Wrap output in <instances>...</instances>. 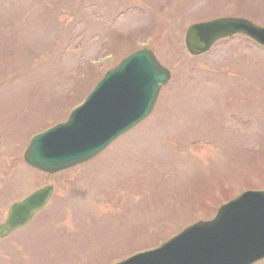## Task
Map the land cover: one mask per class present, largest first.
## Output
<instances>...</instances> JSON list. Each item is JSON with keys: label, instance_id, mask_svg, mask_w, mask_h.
Instances as JSON below:
<instances>
[{"label": "rangeland", "instance_id": "obj_1", "mask_svg": "<svg viewBox=\"0 0 264 264\" xmlns=\"http://www.w3.org/2000/svg\"><path fill=\"white\" fill-rule=\"evenodd\" d=\"M241 14L264 26V0H0V220L27 184L55 185L52 214L0 240V264H110L264 190V48L235 36L191 56L183 43L190 23ZM142 46L170 73L150 115L84 165L25 166L28 136Z\"/></svg>", "mask_w": 264, "mask_h": 264}, {"label": "water", "instance_id": "obj_2", "mask_svg": "<svg viewBox=\"0 0 264 264\" xmlns=\"http://www.w3.org/2000/svg\"><path fill=\"white\" fill-rule=\"evenodd\" d=\"M234 32H243L264 45V28H258L240 19H221L190 26L185 36L189 53L204 52L216 38ZM88 97L80 112L66 126L59 125L34 137L25 154V161L36 168L54 171L72 163L68 155L77 152L76 158L91 155L114 136L125 131L150 110L160 83H165L168 73L163 70L147 50L129 55ZM87 132H83L84 128ZM43 167V168H41ZM31 196L20 204H14L2 235L24 223L42 198ZM35 198V199H34ZM231 207L220 208L217 216ZM217 222L206 221L184 229L160 247L137 254L121 264H207V248L214 239ZM1 235V236H2Z\"/></svg>", "mask_w": 264, "mask_h": 264}]
</instances>
